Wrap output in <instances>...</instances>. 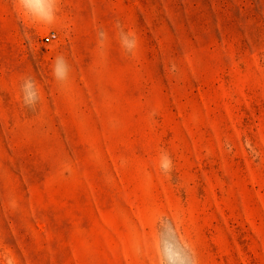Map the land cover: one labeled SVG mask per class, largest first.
Here are the masks:
<instances>
[{
  "label": "rangeland",
  "instance_id": "rangeland-1",
  "mask_svg": "<svg viewBox=\"0 0 264 264\" xmlns=\"http://www.w3.org/2000/svg\"><path fill=\"white\" fill-rule=\"evenodd\" d=\"M17 5L0 0V264H264V0H57L52 24Z\"/></svg>",
  "mask_w": 264,
  "mask_h": 264
},
{
  "label": "clouds",
  "instance_id": "clouds-1",
  "mask_svg": "<svg viewBox=\"0 0 264 264\" xmlns=\"http://www.w3.org/2000/svg\"><path fill=\"white\" fill-rule=\"evenodd\" d=\"M17 6L22 13L27 15L33 21L46 24H52L55 21L57 0H18ZM98 37L102 43L106 39V33L103 30H100L98 32ZM120 44L124 51L130 54L138 46V39L134 33L126 32L121 29ZM68 71L69 67L64 57H56L53 67L54 78L63 82L68 77ZM24 90L25 103H35L37 94L35 91V85L30 80L26 81ZM160 167L165 173L169 172L172 168V161L166 153L161 156Z\"/></svg>",
  "mask_w": 264,
  "mask_h": 264
}]
</instances>
